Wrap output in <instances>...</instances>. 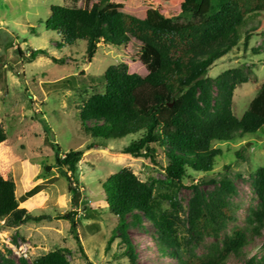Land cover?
Returning a JSON list of instances; mask_svg holds the SVG:
<instances>
[{"label":"trees","instance_id":"16d2710c","mask_svg":"<svg viewBox=\"0 0 264 264\" xmlns=\"http://www.w3.org/2000/svg\"><path fill=\"white\" fill-rule=\"evenodd\" d=\"M70 1V5H52L43 22L48 31L59 36L57 47L84 41L89 60L97 54L100 42L128 47L133 60H140L148 72L130 74L128 65L120 63L109 67L101 78H92L88 85L94 90L100 86L103 92L83 98L77 114L81 129L103 144L141 135L123 150L124 154L155 163L161 150L168 160L163 181L143 182L125 168L104 182L108 209L117 218L108 247L116 237L121 238L124 256L130 264H136L137 254L127 231L131 227L143 229L147 221L156 230L161 255L178 264H227L232 256L240 264H264V253L260 252L264 246L252 247L264 230V167L249 177L259 204L249 210L244 228L234 227L227 233L230 222L236 221L234 182L243 177L241 174L213 180L214 189L208 192L199 184L193 185L187 212L178 198V190L190 172L206 174L214 170L223 154L215 144L231 143L264 128V83L239 119L233 112L234 95L239 86L251 82L249 75L234 69L216 78L208 76L211 68L238 46V27L245 19L251 14H264V0H220L218 11L201 16L198 14L211 0H179L182 12L191 15L184 21L166 16L159 7L134 12L115 0L105 7L102 0ZM245 34L246 48L252 31ZM40 55L48 53L33 51L27 62ZM5 140L0 125V144ZM82 154L71 150L64 158L57 157L65 177L77 174ZM162 188L164 193H160ZM40 191L41 186H36L18 199L15 182L0 173V222L12 227L45 219L20 208V203ZM163 202L169 207L164 208ZM75 215L70 212L56 218L69 221L74 235ZM206 237L220 241L199 255L195 245ZM75 239L79 244L77 235ZM248 248L251 252L246 251ZM80 251L87 264H92L81 247ZM67 253V249H57L31 264H71ZM0 264L16 263L0 252ZM19 264L29 263L20 259Z\"/></svg>","mask_w":264,"mask_h":264},{"label":"rangeland","instance_id":"374dc122","mask_svg":"<svg viewBox=\"0 0 264 264\" xmlns=\"http://www.w3.org/2000/svg\"><path fill=\"white\" fill-rule=\"evenodd\" d=\"M111 1L114 0L100 3L105 7ZM115 1L134 12L159 7L166 16L181 21L191 19V15L182 12L179 0ZM70 3V0H0V125L6 134V140L0 144V173L4 179L15 182L18 199L41 186L37 195L20 203V208L33 216L45 217L37 223L12 227L6 226L5 221L0 222V252L16 264L20 259L31 264L52 251L67 249L71 264H87L81 247L92 264H130L123 254L121 238L116 237L108 247L117 218L108 209L103 184L125 168L143 182L163 181L168 160L161 150L155 163L149 158L124 154L123 150L137 142L141 135L105 144L94 140L81 129L77 114L83 98L96 91L103 92L102 87L94 90L88 84L92 78H101L109 67L125 63L130 74L147 75L148 72L140 60H133L128 47L100 42L92 60L86 55L84 41L70 47H57L59 36L48 31L43 22L49 17L52 5ZM220 5V0L208 1L198 15L216 12ZM248 30L252 31V37L245 48ZM237 39L238 46L217 62L208 76L216 78L234 69H242L249 75L251 82L239 86L234 95L233 112L241 119L264 83V14L249 15L238 27ZM253 49L258 52L254 53ZM37 50L46 51L48 56L40 55L35 61L27 62ZM53 58L63 63H56ZM214 147L223 153L217 158L214 170L206 174L190 172L184 186L178 190V198L187 212L193 185L199 184L201 190L208 192L214 189L213 180L241 174L243 177L234 182L236 221L230 222L228 233L234 227L244 228L249 210L259 204L249 177L264 167V128L255 135ZM71 150L83 154L77 174L68 173L67 178L57 165V157L64 158ZM164 192L162 188L160 193ZM163 206L169 207L165 202ZM70 212L76 213L75 235L80 246L70 231L71 223L56 219ZM127 232L137 254L136 264H178L175 259L161 255L156 230L147 221L143 229L131 227ZM219 241L206 237L195 245V251L199 255L206 254L210 245ZM261 246H264V230L252 245ZM227 264H240V261L232 256Z\"/></svg>","mask_w":264,"mask_h":264},{"label":"water","instance_id":"95a60500","mask_svg":"<svg viewBox=\"0 0 264 264\" xmlns=\"http://www.w3.org/2000/svg\"><path fill=\"white\" fill-rule=\"evenodd\" d=\"M46 170H49V168L47 167Z\"/></svg>","mask_w":264,"mask_h":264}]
</instances>
